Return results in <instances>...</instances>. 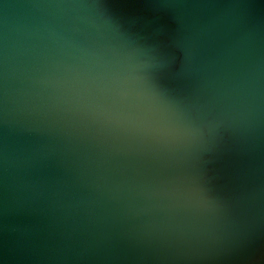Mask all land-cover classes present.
<instances>
[{
  "label": "water",
  "instance_id": "95a60500",
  "mask_svg": "<svg viewBox=\"0 0 264 264\" xmlns=\"http://www.w3.org/2000/svg\"><path fill=\"white\" fill-rule=\"evenodd\" d=\"M0 264H264V0H0Z\"/></svg>",
  "mask_w": 264,
  "mask_h": 264
}]
</instances>
